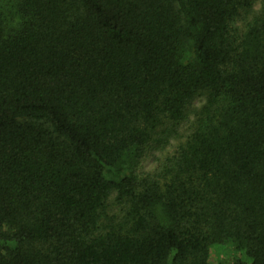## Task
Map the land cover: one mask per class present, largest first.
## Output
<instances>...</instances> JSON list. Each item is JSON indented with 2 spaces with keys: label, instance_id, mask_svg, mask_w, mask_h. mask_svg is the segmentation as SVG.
Masks as SVG:
<instances>
[{
  "label": "trees",
  "instance_id": "obj_1",
  "mask_svg": "<svg viewBox=\"0 0 264 264\" xmlns=\"http://www.w3.org/2000/svg\"><path fill=\"white\" fill-rule=\"evenodd\" d=\"M256 1L17 0L20 21L0 18V264H210L215 244L264 264V6L238 25Z\"/></svg>",
  "mask_w": 264,
  "mask_h": 264
},
{
  "label": "rangeland",
  "instance_id": "obj_2",
  "mask_svg": "<svg viewBox=\"0 0 264 264\" xmlns=\"http://www.w3.org/2000/svg\"><path fill=\"white\" fill-rule=\"evenodd\" d=\"M17 0H0V18L9 25H16L20 18L17 15L15 5ZM264 6V0H257L254 7L245 12L239 20L238 25L243 26L252 16L259 12ZM204 103V97L195 98L187 106L188 116L179 124H169L168 127L161 131L159 140L149 147L143 160L138 167V173L145 174L155 170L161 160L167 155L172 154L178 144L184 141L191 132L195 121V110L200 108ZM118 212V206L112 197L110 200L109 214L115 215ZM239 260L247 261V257L238 251L232 244H215L212 246L210 253V264H236Z\"/></svg>",
  "mask_w": 264,
  "mask_h": 264
}]
</instances>
